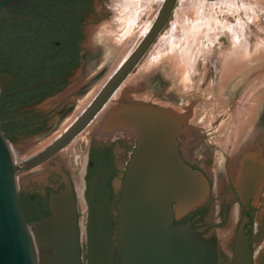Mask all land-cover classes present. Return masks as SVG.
I'll return each mask as SVG.
<instances>
[{
	"label": "flooded vegetation",
	"instance_id": "af4514ba",
	"mask_svg": "<svg viewBox=\"0 0 264 264\" xmlns=\"http://www.w3.org/2000/svg\"><path fill=\"white\" fill-rule=\"evenodd\" d=\"M113 1L31 0L30 14L0 16L1 129L19 156L15 164L28 167L25 172L35 167H82L79 187L72 172H66L78 203L83 264H122L117 205L141 138L132 119L134 107L148 104L175 114L181 124L186 121L175 99L135 96L112 100L126 77L92 114L89 111L97 98L79 110L75 121L51 142L37 147L78 108L77 95L89 90L85 67L98 46H105L100 42L95 45L93 39L98 27L117 17ZM149 1L153 0H140L141 6L127 17L146 9ZM26 33L34 34L5 40ZM101 129L109 136L99 137ZM184 136H177L179 152L206 179L208 192L195 205L174 202V223L190 224L202 237L214 240L217 264L232 263L237 240L244 233L257 264V247L264 239V157L251 155L249 150L210 174L213 167L193 164L186 157ZM65 182L55 169L36 189L20 188L19 202L28 222L52 214L50 196Z\"/></svg>",
	"mask_w": 264,
	"mask_h": 264
},
{
	"label": "water",
	"instance_id": "95a60500",
	"mask_svg": "<svg viewBox=\"0 0 264 264\" xmlns=\"http://www.w3.org/2000/svg\"><path fill=\"white\" fill-rule=\"evenodd\" d=\"M176 2L165 1L155 25L101 91L90 114L102 105L147 52ZM112 6L114 9V1ZM31 9V0H0V16H26ZM33 34L9 36L5 40ZM169 70L163 62L146 75L132 77L113 99L135 96L143 99L160 96L165 101L175 99L180 116L186 120L181 124L175 114L148 104H137L133 109L132 119L140 129L141 138L127 169L123 194L117 205L122 264H217L214 240L202 237L190 224L174 223V202L195 205L208 192L206 179L182 158L177 136L185 134L182 149L186 157L193 164L213 167L210 174L216 172V167L232 164V160L249 150L251 155L264 157V100L255 108L253 120L240 134L234 149L225 154L219 147L237 98L245 86L264 71V60L241 73L222 95L213 84V66L208 74L198 78L195 89L190 92L176 87ZM104 136L109 134L99 130V137ZM27 168L15 164L11 143L0 126V264H83L78 203L68 174L63 173L65 186L50 196L52 214L28 222L19 202L18 180ZM89 233L91 236V227ZM260 243L257 264H264V239ZM90 256L92 259L91 251ZM231 264H254V252L244 233L239 235Z\"/></svg>",
	"mask_w": 264,
	"mask_h": 264
},
{
	"label": "rangeland",
	"instance_id": "374dc122",
	"mask_svg": "<svg viewBox=\"0 0 264 264\" xmlns=\"http://www.w3.org/2000/svg\"><path fill=\"white\" fill-rule=\"evenodd\" d=\"M165 1H149L146 9L137 11L135 20L131 21L137 26H133L134 30L128 31L129 27L115 30L117 34L130 32L124 37V45L116 43L115 35L108 34V41L104 39L102 26L95 30L94 44L100 42L105 46H98L85 67L87 74L84 79H89V90L77 95L78 108L60 123L53 134L37 145L38 148L51 142L66 125L75 121L79 110L97 98L121 66L137 51L155 25ZM116 18L113 16L110 21V24L117 22L115 29L121 21H115ZM126 43H129L128 46ZM263 60L264 0H177L168 22L117 93L132 77L146 75L165 62L170 69L169 76L176 80L175 85L182 92L193 91L198 78L208 74L213 66V84L222 95L241 73ZM263 88L264 71L258 73L237 98L228 129L219 141V147L225 154L234 149L240 134L253 120L255 108L264 100ZM55 169L61 174L67 173L66 169L70 170L79 186L77 176L82 167H35L20 173L19 187L36 189ZM261 248L262 243L257 247L258 254Z\"/></svg>",
	"mask_w": 264,
	"mask_h": 264
},
{
	"label": "bare ground",
	"instance_id": "6f19581e",
	"mask_svg": "<svg viewBox=\"0 0 264 264\" xmlns=\"http://www.w3.org/2000/svg\"><path fill=\"white\" fill-rule=\"evenodd\" d=\"M144 1V0H143ZM143 2H141L140 3V0H114V4H115V11L117 10V19H115V21H117V20H121V21H119L120 22V24H119V27L117 28V29H115V25L117 24V22H115V24L114 23H112V24H110L111 22H108V23H106L105 25H103V29L101 30V32L103 33V35H104V39H106V36L109 34V36L110 35H115V39H116V43H118V44H125V42H123V40H124V37H126V35H129V33L130 32H128L127 34L126 33H123V32H126V31H123V32H120V33H118L117 34V32L120 30L119 28L121 27V28H123V27H129V30L128 31H132V30H134V29H132L133 28V26H134V23L132 24L131 23V20H132V17L133 16H131L130 18H131V20H130V18H128L127 16V14H130V13H132V15H133V12H131V10L133 9H136L137 10V6H141V5H139V4H142ZM135 8H134V7ZM133 7V8H132ZM141 8V7H140ZM139 8V9H140ZM136 10L134 11V13L136 14ZM130 11V12H129ZM139 11V10H138ZM129 12V13H128ZM138 13V12H137ZM141 13V12H140ZM138 15V14H137ZM135 17V16H134ZM133 17V18H134ZM138 18V17H137ZM135 20V19H134ZM133 21V20H132ZM113 22V21H112ZM122 22V23H121ZM195 23V22H194ZM216 23H218V22H216ZM127 24H128V26H127ZM118 25V24H117ZM117 25H116V27H117ZM137 25V24H136ZM182 26V25H181ZM135 27V26H134ZM137 27V26H136ZM135 27V28H136ZM221 28V27H220ZM198 29V28H197ZM115 30H118L117 32L115 31ZM126 30V29H125ZM136 30V29H135ZM116 32V33H115ZM232 32V31H231ZM137 32L135 31V34H136ZM114 37V36H113ZM169 37H170V35H169ZM131 37H129V39H130ZM161 39V38H160ZM107 40V39H106ZM165 40H167V38H165ZM108 41V40H107ZM125 41H126V38H125ZM129 41H132V40H129ZM109 43V42H108ZM123 44V45H124ZM128 44L129 43H126V45L128 46ZM177 50V49H176ZM184 52V51H183ZM187 56V55H186ZM158 61V60H157ZM190 62V61H189ZM156 65V64H155ZM11 150H12V148H11ZM12 153H13V157H14V161H15V163L17 162V160H18V158H19V156H18V154H15V151H13L12 150ZM82 171H83V169H82ZM79 176H81V170H80V175H78L77 177L79 178H77V180H79L78 182H80V179H81V177H79ZM18 180H19V177H18ZM77 182V181H76ZM79 185H81V184H79ZM79 187V186H78ZM81 192V191H80ZM83 200V199H82ZM83 202V201H82ZM83 204H84V202H83Z\"/></svg>",
	"mask_w": 264,
	"mask_h": 264
}]
</instances>
